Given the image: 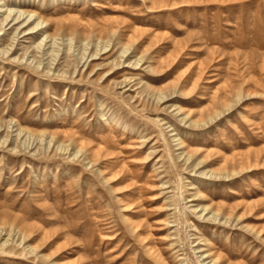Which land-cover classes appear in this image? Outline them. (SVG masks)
<instances>
[{
  "label": "rangeland",
  "instance_id": "obj_1",
  "mask_svg": "<svg viewBox=\"0 0 264 264\" xmlns=\"http://www.w3.org/2000/svg\"><path fill=\"white\" fill-rule=\"evenodd\" d=\"M0 264H264V0H0Z\"/></svg>",
  "mask_w": 264,
  "mask_h": 264
},
{
  "label": "bare ground",
  "instance_id": "obj_2",
  "mask_svg": "<svg viewBox=\"0 0 264 264\" xmlns=\"http://www.w3.org/2000/svg\"><path fill=\"white\" fill-rule=\"evenodd\" d=\"M100 52V51H99ZM96 54H98V51L96 50V52L93 54V55H91V56H95Z\"/></svg>",
  "mask_w": 264,
  "mask_h": 264
}]
</instances>
